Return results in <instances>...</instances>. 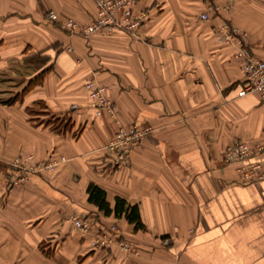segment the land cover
<instances>
[{
	"label": "crops",
	"instance_id": "obj_1",
	"mask_svg": "<svg viewBox=\"0 0 264 264\" xmlns=\"http://www.w3.org/2000/svg\"><path fill=\"white\" fill-rule=\"evenodd\" d=\"M131 5L145 15L138 36L84 37L48 13L86 25L98 16L96 0H0V264H264V179L242 182L239 164L224 162L225 149L243 141L263 148L251 161L264 165V101L238 95L242 47L264 60V0ZM223 25L241 43L220 41ZM36 54L48 59L40 70L24 64ZM46 69L23 102H2ZM91 81L116 115L94 106ZM53 116L72 129L54 131ZM133 125L151 132L117 165L107 145ZM61 158L7 185L17 159L33 167ZM91 183L111 208L120 196L137 205L145 228L90 203ZM73 215L89 229L73 226ZM103 235L108 246L96 244Z\"/></svg>",
	"mask_w": 264,
	"mask_h": 264
},
{
	"label": "built area",
	"instance_id": "obj_2",
	"mask_svg": "<svg viewBox=\"0 0 264 264\" xmlns=\"http://www.w3.org/2000/svg\"><path fill=\"white\" fill-rule=\"evenodd\" d=\"M135 0H96L98 7V16L89 24L81 25L74 19H61L57 13L51 11L48 13V18L51 22H58L59 27L67 31L70 35H81L88 37L98 32L114 34L116 31H123L132 36H138L139 28L144 20L145 15L136 14L133 11L132 5ZM202 20L208 19V14L200 15ZM219 40H224L227 43H241V36L236 28L228 25H223L220 29ZM240 36V39H238ZM243 58V73L244 79L241 88L238 92L240 97L248 94H258L264 101V60L255 57L247 47H242L240 54ZM90 91V96L94 106L98 108L105 107L113 115H116L117 109L115 104L106 97L105 89L95 81L87 84ZM151 132L150 128H142L138 126L119 127L112 140L107 145V150L113 156V162L117 165H125L128 163L132 152L138 148L146 136ZM263 148H259L262 150ZM254 151L246 142L239 141L229 145L224 152V162L226 164L238 163V171L241 175L242 182L249 183L264 179V165L261 162L251 161V158L258 153ZM66 161L65 158L50 159L45 162L38 163L33 167L27 166V161L17 159L9 167L8 170L15 173L7 174V185L18 186L24 183L27 179V172H41L43 170L54 169L59 162ZM70 220L77 229L88 230L89 224L84 220L71 216ZM115 234H118V229L112 228ZM110 240L106 236L96 241V244L108 246ZM120 245L125 248L129 246L123 242Z\"/></svg>",
	"mask_w": 264,
	"mask_h": 264
},
{
	"label": "trees",
	"instance_id": "obj_3",
	"mask_svg": "<svg viewBox=\"0 0 264 264\" xmlns=\"http://www.w3.org/2000/svg\"><path fill=\"white\" fill-rule=\"evenodd\" d=\"M47 58L42 56L41 54H36L29 56L25 59V63L28 66H31L37 70H40V68L44 67L47 63ZM49 71V69L41 71L37 76H35L34 79L29 81L24 88L20 91L19 94H16L14 97L8 99L7 101H2L4 104H14L18 101L23 102L24 97L27 95V93L35 88L36 86H40L43 83V79L45 74ZM38 104L42 107H45L44 102H38ZM28 112L30 114H34L31 109H28ZM48 114V113H46ZM47 125H51L52 129L54 131H57L59 133H66L72 129V124L70 120H66L65 118L60 117H51L47 122ZM88 200L90 203L95 204L100 211H103L105 215H111L114 214L117 218H125L129 223L134 224L136 229H144L145 225L143 224L139 208L137 205H131L129 204L125 199L120 197H117L115 199V205L113 208H111L108 200H107V194L104 189L99 187L96 184H90L88 186Z\"/></svg>",
	"mask_w": 264,
	"mask_h": 264
},
{
	"label": "rangeland",
	"instance_id": "obj_4",
	"mask_svg": "<svg viewBox=\"0 0 264 264\" xmlns=\"http://www.w3.org/2000/svg\"><path fill=\"white\" fill-rule=\"evenodd\" d=\"M6 170H8V169H6Z\"/></svg>",
	"mask_w": 264,
	"mask_h": 264
}]
</instances>
